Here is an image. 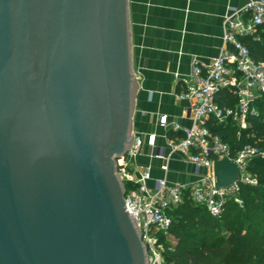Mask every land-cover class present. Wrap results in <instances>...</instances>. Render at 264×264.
Masks as SVG:
<instances>
[{
	"label": "water",
	"instance_id": "obj_1",
	"mask_svg": "<svg viewBox=\"0 0 264 264\" xmlns=\"http://www.w3.org/2000/svg\"><path fill=\"white\" fill-rule=\"evenodd\" d=\"M134 67L129 0H0V264H148L116 167Z\"/></svg>",
	"mask_w": 264,
	"mask_h": 264
},
{
	"label": "built area",
	"instance_id": "obj_2",
	"mask_svg": "<svg viewBox=\"0 0 264 264\" xmlns=\"http://www.w3.org/2000/svg\"><path fill=\"white\" fill-rule=\"evenodd\" d=\"M245 36L264 43V0H249L241 9L232 10L225 17L223 41L232 44L236 52L222 51L207 65H193L183 89L177 94L179 99L188 101L182 117L191 124L185 125L167 114L158 118L169 147L167 155L161 148L155 153L156 157L165 159L160 169L166 174L170 170L169 157L177 153L194 165L193 180L170 182L166 175L154 177L155 167L140 163L143 149L156 147V133L143 136L132 129L129 147L116 157L117 174L125 189V209L140 231L148 264H165L159 233L171 227L175 220L174 210L186 197L220 217L226 200L242 204L243 184H257L248 165L253 159L264 157L263 147L247 143L233 151L210 127V121H214L216 124L233 122L239 130L248 128L249 116L257 112L255 103L264 96V60L253 57L242 40ZM225 93L228 104L220 101ZM170 132L174 136H170ZM225 157L239 165L241 177L228 187L217 188L214 164Z\"/></svg>",
	"mask_w": 264,
	"mask_h": 264
},
{
	"label": "crops",
	"instance_id": "obj_3",
	"mask_svg": "<svg viewBox=\"0 0 264 264\" xmlns=\"http://www.w3.org/2000/svg\"><path fill=\"white\" fill-rule=\"evenodd\" d=\"M249 0H129L131 39L134 53L135 106L133 129L146 136L156 133V147H145L139 156L141 164L154 166L153 176L166 175L170 182L194 179L193 164L180 154H172L165 174L160 166L165 159L156 151L169 147L165 130L158 124L161 114L182 117L186 99L177 94L189 78L195 64L207 65L222 51L236 52L223 41L224 20L232 11L241 9Z\"/></svg>",
	"mask_w": 264,
	"mask_h": 264
},
{
	"label": "trees",
	"instance_id": "obj_4",
	"mask_svg": "<svg viewBox=\"0 0 264 264\" xmlns=\"http://www.w3.org/2000/svg\"><path fill=\"white\" fill-rule=\"evenodd\" d=\"M242 40L255 59L264 60V43L249 36ZM220 99L223 104L229 103L226 93ZM255 106L257 112L249 116L250 126L246 129L239 130L233 122L210 121L212 131L228 142L233 151L247 143L264 149V96ZM248 170L259 176V181L241 186L242 206L228 199L222 215L215 217L206 207L186 197L174 210L173 224L166 232L161 231L158 238L170 251L168 258L174 264H264V157L253 159Z\"/></svg>",
	"mask_w": 264,
	"mask_h": 264
},
{
	"label": "rangeland",
	"instance_id": "obj_5",
	"mask_svg": "<svg viewBox=\"0 0 264 264\" xmlns=\"http://www.w3.org/2000/svg\"><path fill=\"white\" fill-rule=\"evenodd\" d=\"M250 172V171H249ZM251 174H253L252 172H250ZM255 177H256V179H257V183H258V181H259V176H257L256 174H253ZM251 185V184H250ZM240 205V204H239ZM240 206H242V204L240 205ZM167 238V240H169V242H171V243H174V241L173 240H171L170 238H168V237H166ZM159 244H160V246H161V251H162V257H163V259H164V261H165V264H174V262H172L168 257H169V250L166 248V246L164 245V243H162V242H160L159 241Z\"/></svg>",
	"mask_w": 264,
	"mask_h": 264
}]
</instances>
